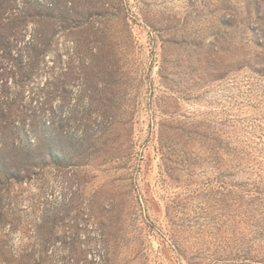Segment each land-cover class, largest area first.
<instances>
[{"label": "rangeland", "instance_id": "374dc122", "mask_svg": "<svg viewBox=\"0 0 264 264\" xmlns=\"http://www.w3.org/2000/svg\"><path fill=\"white\" fill-rule=\"evenodd\" d=\"M0 264H264V0H0Z\"/></svg>", "mask_w": 264, "mask_h": 264}, {"label": "trees", "instance_id": "16d2710c", "mask_svg": "<svg viewBox=\"0 0 264 264\" xmlns=\"http://www.w3.org/2000/svg\"><path fill=\"white\" fill-rule=\"evenodd\" d=\"M163 147H167V145L163 144ZM248 259H250V258H244V261H248Z\"/></svg>", "mask_w": 264, "mask_h": 264}]
</instances>
